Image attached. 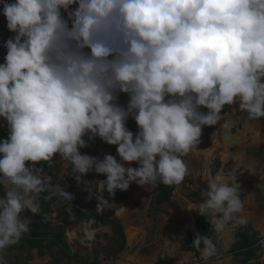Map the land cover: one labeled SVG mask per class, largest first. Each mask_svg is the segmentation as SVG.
<instances>
[{
    "label": "clouds",
    "instance_id": "1",
    "mask_svg": "<svg viewBox=\"0 0 264 264\" xmlns=\"http://www.w3.org/2000/svg\"><path fill=\"white\" fill-rule=\"evenodd\" d=\"M0 9L14 34L0 64V119L8 127L0 141V253L30 231L23 213H38L40 194L72 199L41 162L61 158L77 183L91 171L105 176L86 182L87 190L112 207L105 190L114 197L133 182L181 184L189 174L183 157L226 105L264 118V0H0ZM97 137L116 146L119 160L81 154ZM132 163L139 166L125 167ZM236 179L209 176L194 209L217 232L234 219L247 222L238 215ZM192 248L203 261L217 254L208 235L197 234Z\"/></svg>",
    "mask_w": 264,
    "mask_h": 264
},
{
    "label": "rangeland",
    "instance_id": "2",
    "mask_svg": "<svg viewBox=\"0 0 264 264\" xmlns=\"http://www.w3.org/2000/svg\"><path fill=\"white\" fill-rule=\"evenodd\" d=\"M9 34L11 37L14 35L10 32ZM5 55V48L2 44L1 64L4 63ZM127 102L128 97L121 94L118 103L121 106H126ZM201 111L207 110L201 109ZM222 117L229 127L228 131L224 130L221 121L211 130H206L205 127L202 129L200 142L208 154L189 152L183 157L189 174L181 184L175 186V191L168 204L156 206L154 204V186H138L134 182L130 184L127 191L118 190L126 194L125 199L118 203H116V195L110 197L105 190L104 198L110 204H115L112 207L103 203L98 205V201L95 199V189L92 190L97 211L114 209L113 218L121 224L124 230L126 244L129 247H126L118 257H106L101 250L106 240L112 237L110 227L95 224L92 220H83L79 224L66 226V240L70 250L73 253L86 255L95 249L98 252L100 264H123V261H126V264H158L160 261H165L168 264H233L229 248L234 233L239 227L249 225L253 232H256L262 239L261 250L251 261V264H264V209L261 208L253 195L255 190L264 192V157L258 156L254 151L256 149L264 151V134L260 132L259 119L249 120L247 113L239 110L238 103L227 105V110L222 113ZM0 137L3 140L7 139L8 131L0 129ZM97 139L100 140L98 137ZM104 144L105 147L97 151H88L85 154L99 159H103L106 154H111L119 160L116 146ZM79 151L81 152V150ZM52 164L56 166V169L49 175L53 178V186L62 183L66 189H69L70 195L74 199L80 197L82 201L89 200L86 194V191L88 192L86 182L106 179L105 176L97 175L91 171L81 177L80 183H77L75 176L79 174L72 175V169L68 171L61 158L55 157ZM133 165L135 168L139 166L136 163L126 164L128 167ZM218 173L237 178L235 182L240 185V198L244 200V210L238 215L245 217L247 222L239 224L234 219L226 225L222 232H217L212 224V218L208 216L211 229L215 234L213 241L217 247V254L209 260L203 261L200 252L198 256H195L193 252L188 251L186 241L188 235L193 236L197 231L194 220L200 214L194 209H198L204 197L199 195L200 200L196 201L192 200L189 195L200 190L199 183H203L207 189L209 176H215ZM118 206L126 207L128 211L118 214ZM73 209L71 220L76 219L81 207L74 205ZM51 210L46 218L56 224V207L52 205ZM23 216L31 220L33 214L25 212ZM0 255H3L8 262H12L15 255L21 257L18 253L14 254L6 250ZM37 264H49V257L38 258Z\"/></svg>",
    "mask_w": 264,
    "mask_h": 264
},
{
    "label": "trees",
    "instance_id": "3",
    "mask_svg": "<svg viewBox=\"0 0 264 264\" xmlns=\"http://www.w3.org/2000/svg\"><path fill=\"white\" fill-rule=\"evenodd\" d=\"M8 2L11 3L13 0H8ZM10 37L11 36L6 27V20L2 15V9H0V50L1 45L4 44V42ZM226 110L227 105L222 110V113ZM259 125L261 128L260 132L264 134V118L259 119ZM126 126L135 136L138 131L135 121L129 118ZM212 128L213 127H205L206 130H211ZM2 140L3 139L0 137V141ZM85 140L87 141V137H85ZM102 147H105L104 142L96 138L94 141L88 142V146L86 148L80 150L81 154H85L88 153V151H97ZM254 151L258 154V156L264 157L263 150L256 149ZM38 166L43 167L46 175H51V172L56 169V166L52 163L49 165L48 163L41 162ZM67 169L68 171L71 170V165H68ZM60 186L70 194L69 189H66L62 183H60ZM175 186L176 185L165 186L157 183L154 186V204L156 206L168 204ZM199 186L200 190L198 192H193L189 195L192 200L199 201V195H201L203 191L207 190L203 183H199ZM86 194L89 198L87 201H82L80 197L75 199L72 198L68 201L54 194L49 195L42 193V195L38 197L39 211L30 221V231L22 235L19 243L7 248V250L23 254L24 257L22 264H26L29 261L30 252L32 250H37L40 256H43L46 251L52 256L50 264H99L98 254L96 251H93L91 256H79L77 253H72L70 251L65 238V226L76 225L83 220H92L95 224L101 226L108 225L110 227L113 238L107 241L104 253L109 257H116L124 248L125 237L120 223L113 218L114 209L98 212L95 208L94 195L92 193L90 195L89 191H86ZM0 195H3V189H0ZM46 195H48L47 199L45 198ZM115 195L116 203L126 197V194L120 193L118 190ZM253 195L261 208L264 209V192L261 190H255ZM52 205L56 207V224H52L46 218V215L51 212ZM74 205H79L81 210L78 212L76 219L71 220L70 218L71 213L74 210ZM194 226L197 231L193 236L188 235L186 245L188 246L189 251L193 252L195 256H198L199 250L192 248V242L196 235H208L214 239L215 234L211 229L210 219L208 216L203 217L201 215H197L194 220ZM261 240L262 239L258 237L256 232H253L249 225L239 227L234 233L232 244L229 248L233 264H251V261L256 258L257 253L261 250ZM159 264L167 263L160 262Z\"/></svg>",
    "mask_w": 264,
    "mask_h": 264
},
{
    "label": "crops",
    "instance_id": "4",
    "mask_svg": "<svg viewBox=\"0 0 264 264\" xmlns=\"http://www.w3.org/2000/svg\"><path fill=\"white\" fill-rule=\"evenodd\" d=\"M52 211V210H51ZM34 216V215H33ZM33 218V217H32ZM32 220V219H31ZM30 220V221H31ZM52 223V222H51ZM53 224V223H52ZM121 225V224H120ZM122 227V226H121ZM123 229V228H122ZM112 232V231H111ZM123 233H124V230H123ZM124 237H125V233H124ZM65 238H66V226H65ZM113 238V234H112V237L110 238V239H107L106 240V242H105V245H106V243H107V241H109V240H111ZM66 242H67V240H66ZM68 245V244H67ZM105 245L101 248V250H102V252L104 253V248H105ZM69 247V246H68ZM126 247H129L128 246V244H126V237H125V245H124V248H123V250L121 251V252H123L124 250H125V248ZM69 249H70V247H69ZM6 251H9V252H12V253H14V254H17V252H13V251H10V250H7L6 249ZM71 251V250H70ZM93 251H96L97 252V250H92L91 251V253L90 254H86V255H88V256H91L92 255V252ZM189 251V250H188ZM72 252V251H71ZM120 252V253H121ZM126 252V251H125ZM200 252V251H199ZM73 253V252H72ZM74 253H77V252H74ZM119 253V254H120ZM19 255H21V257H22V259H21V257H19L18 255H15L14 256V260L12 261V262H8V261H6L8 264H12V263H16V264H22V262H23V257H24V255L23 254H20V253H18ZM79 256H85V255H80L79 253H77ZM97 254H98V252H97ZM105 254V253H104ZM119 254L116 256V257H118L119 256ZM106 255V254H105ZM195 255V254H194ZM199 255V254H198ZM98 256V262H99V255H97ZM127 256V255H126ZM45 257H49V264H50V261H51V258H52V256L51 255H49L46 251L44 252V255L43 256H40L39 254H38V252H37V250H32L31 252H30V259H29V261L26 263V264H37V261H38V258L39 259H43V258H45ZM106 257H109L108 255H106ZM109 258H111V257H109ZM112 258H115V257H112ZM36 262V263H33V262ZM160 262H165V261H160ZM159 262V263H160ZM127 262L126 261H123V264H126ZM158 263V264H159ZM165 263H167V262H165ZM73 264V263H72ZM99 264H100V262H99ZM168 264V263H167Z\"/></svg>",
    "mask_w": 264,
    "mask_h": 264
},
{
    "label": "bare ground",
    "instance_id": "5",
    "mask_svg": "<svg viewBox=\"0 0 264 264\" xmlns=\"http://www.w3.org/2000/svg\"><path fill=\"white\" fill-rule=\"evenodd\" d=\"M221 125L225 128L224 130H226V131H228V129H229V127L227 126V123H225V120L223 119V121L221 120ZM0 129L1 130H3V131H8V127H7V122L5 121V120H1L0 121ZM227 137V136H226ZM225 137V138H226ZM228 138V137H227ZM226 138V139H227ZM226 144V143H225ZM224 144V145H225ZM204 145L200 142L197 146H196V149L194 148L192 151H190V153H194V154H196V153H198V152H200V153H202V154H204V155H206V154H208V152H206L204 149ZM125 167H128V166H126L125 165ZM130 167H133V168H135L134 167V165L133 166H130ZM137 168V167H136ZM103 195H104V193H103ZM225 232V231H224ZM222 235H224V234H222ZM185 263V262H184Z\"/></svg>",
    "mask_w": 264,
    "mask_h": 264
},
{
    "label": "water",
    "instance_id": "6",
    "mask_svg": "<svg viewBox=\"0 0 264 264\" xmlns=\"http://www.w3.org/2000/svg\"><path fill=\"white\" fill-rule=\"evenodd\" d=\"M229 186H231V185H229ZM174 191H175V189L173 190L172 194L174 193Z\"/></svg>",
    "mask_w": 264,
    "mask_h": 264
},
{
    "label": "flooded vegetation",
    "instance_id": "7",
    "mask_svg": "<svg viewBox=\"0 0 264 264\" xmlns=\"http://www.w3.org/2000/svg\"><path fill=\"white\" fill-rule=\"evenodd\" d=\"M121 193V192H120Z\"/></svg>",
    "mask_w": 264,
    "mask_h": 264
}]
</instances>
